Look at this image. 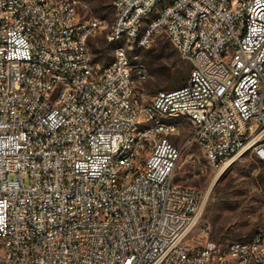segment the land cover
Returning a JSON list of instances; mask_svg holds the SVG:
<instances>
[{"label": "built area", "instance_id": "obj_1", "mask_svg": "<svg viewBox=\"0 0 264 264\" xmlns=\"http://www.w3.org/2000/svg\"><path fill=\"white\" fill-rule=\"evenodd\" d=\"M149 6L162 22L140 42L165 33L190 74L143 104L126 87L132 37L109 31L127 50L87 69L75 29L91 40L99 21L73 0H0V264H264V226L225 246L209 224L192 236L203 196L174 183L177 127L157 124L189 114L185 146L218 174L246 152L264 164V0H114L117 30L133 36ZM132 132L138 147L117 162Z\"/></svg>", "mask_w": 264, "mask_h": 264}, {"label": "rangeland", "instance_id": "obj_2", "mask_svg": "<svg viewBox=\"0 0 264 264\" xmlns=\"http://www.w3.org/2000/svg\"><path fill=\"white\" fill-rule=\"evenodd\" d=\"M73 1L82 18L102 21L101 29L90 40V48L96 63H110L118 46L107 39L114 20V0ZM122 43L127 47L126 41ZM128 56L140 103H150L159 91L181 87L189 79V63L180 57L165 33L157 35L147 48H139L132 42ZM163 120L177 127L172 137H176L173 140L181 148L174 183L195 188L203 196V213L192 236L198 238L202 226L209 224L210 238L222 246L251 240L264 226V164L254 154L246 152L218 174L199 145L185 146L193 133L187 116L174 114Z\"/></svg>", "mask_w": 264, "mask_h": 264}, {"label": "bare ground", "instance_id": "obj_3", "mask_svg": "<svg viewBox=\"0 0 264 264\" xmlns=\"http://www.w3.org/2000/svg\"><path fill=\"white\" fill-rule=\"evenodd\" d=\"M174 0H160L161 5H169ZM99 21L94 25V36L98 33V31L102 27V21L98 19H94ZM162 22V15L156 14V6H149L146 10V15H144V20H142V26L135 31L132 36V30H117V19L116 14L114 12V20L112 22L110 31H116V37H132V42L139 48H147L152 42H140L143 40L147 33H149V25H156V23ZM84 37V29H75V38L83 39L82 47L84 48V52H88L86 67L87 69H94L96 66V62L93 59V55L90 48V38ZM59 38H67V31H59ZM122 38H114L112 42L118 43V46L115 49L114 58L116 56V52L119 50H127V47L123 45ZM120 43V44H119ZM124 62L126 66H128V70L133 71L132 62L128 56V54H124ZM98 64V63H97ZM29 68H37L40 67V59L39 58H31L28 60ZM95 77H102V70H95ZM126 87L128 90H135V82L133 72H126ZM174 115V114H170ZM189 118L192 124V117L189 114H183ZM167 116H159L157 117V124L161 125H173L165 122L163 119ZM176 131V129H172V134ZM138 139L139 132H132V137L127 141V149L120 150L117 153V162H125L128 157H131V151H135L138 147ZM151 141H159V133L151 134ZM224 171V170H222ZM146 216H155V207H146ZM7 246H14V239H7ZM27 248H35V238H27Z\"/></svg>", "mask_w": 264, "mask_h": 264}, {"label": "trees", "instance_id": "obj_4", "mask_svg": "<svg viewBox=\"0 0 264 264\" xmlns=\"http://www.w3.org/2000/svg\"><path fill=\"white\" fill-rule=\"evenodd\" d=\"M97 61V60H96Z\"/></svg>", "mask_w": 264, "mask_h": 264}]
</instances>
